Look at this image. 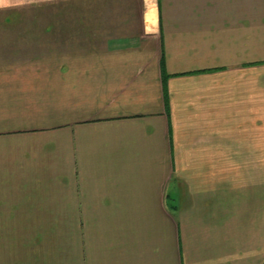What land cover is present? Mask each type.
Here are the masks:
<instances>
[{"label":"crops","instance_id":"0c3cea01","mask_svg":"<svg viewBox=\"0 0 264 264\" xmlns=\"http://www.w3.org/2000/svg\"><path fill=\"white\" fill-rule=\"evenodd\" d=\"M61 1L0 0V264H264V0Z\"/></svg>","mask_w":264,"mask_h":264},{"label":"rangeland","instance_id":"374dc122","mask_svg":"<svg viewBox=\"0 0 264 264\" xmlns=\"http://www.w3.org/2000/svg\"><path fill=\"white\" fill-rule=\"evenodd\" d=\"M131 1L132 0H123V2H120V0L61 1L56 10H54V13H56L54 17L59 19L61 23L60 34L71 35V30L74 29V33L80 36L83 33L98 36L102 31L110 35V30L113 31L112 34H115V36L116 34L131 35L135 33L134 27L131 26V18L134 17V22L137 19V12L131 9ZM148 1L150 3V0ZM133 2L135 4L136 0ZM118 4H122V6ZM44 14L45 17H51L46 12H44ZM119 19L121 21H117ZM74 22H76V25L80 24V26H77V28L76 26H72ZM83 23L85 25H83ZM111 24L113 25L111 26ZM238 176H240V174Z\"/></svg>","mask_w":264,"mask_h":264},{"label":"trees","instance_id":"16d2710c","mask_svg":"<svg viewBox=\"0 0 264 264\" xmlns=\"http://www.w3.org/2000/svg\"><path fill=\"white\" fill-rule=\"evenodd\" d=\"M161 69H162V63H161ZM162 75H163V84L165 83V80H166V76H164V73L162 72Z\"/></svg>","mask_w":264,"mask_h":264}]
</instances>
